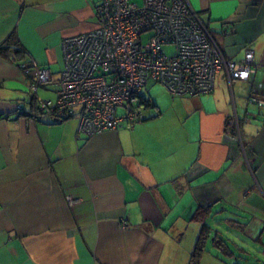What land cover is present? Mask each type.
Listing matches in <instances>:
<instances>
[{
  "label": "crops",
  "instance_id": "crops-1",
  "mask_svg": "<svg viewBox=\"0 0 264 264\" xmlns=\"http://www.w3.org/2000/svg\"><path fill=\"white\" fill-rule=\"evenodd\" d=\"M100 1L0 0V45L15 32L51 75L33 94L0 56V264H190L198 211L232 252L208 243L198 264H264V104L247 103L264 102V0H188L228 58L253 51L249 80L219 73L211 94L174 99L159 85L144 121L86 138L35 105L55 101L61 42L96 28Z\"/></svg>",
  "mask_w": 264,
  "mask_h": 264
},
{
  "label": "built area",
  "instance_id": "built-area-1",
  "mask_svg": "<svg viewBox=\"0 0 264 264\" xmlns=\"http://www.w3.org/2000/svg\"><path fill=\"white\" fill-rule=\"evenodd\" d=\"M94 15V30L61 42L63 68L55 101L37 100L35 105L38 116L54 122L75 119L86 138L141 122L139 94L148 81L174 99L212 93L219 73L230 89L255 73L253 51L246 50L239 61L228 58L188 0H142L141 5L101 0ZM231 32L229 25L222 26L221 35ZM22 68L33 94L51 82L45 68ZM248 104L264 102L250 98ZM68 202L80 201L69 197Z\"/></svg>",
  "mask_w": 264,
  "mask_h": 264
},
{
  "label": "trees",
  "instance_id": "trees-1",
  "mask_svg": "<svg viewBox=\"0 0 264 264\" xmlns=\"http://www.w3.org/2000/svg\"><path fill=\"white\" fill-rule=\"evenodd\" d=\"M0 56H3L5 58L8 57L7 59H11V61H14V62L16 61L17 62L16 63V66L20 70L23 69L22 66H24V65H27V67L28 66L30 67L33 64L31 62V60L27 57V54H26L25 50L20 45V42H19V40H18L15 32L10 33L9 36L0 45ZM25 57H27V59H25ZM44 86H42V87H44ZM214 89H215V85H214ZM183 97H188V96H183ZM139 99H140L139 100V106L141 107L143 113H144V111L146 109H149V108L153 107V104L151 103L150 98L148 96L141 95V92L139 94ZM249 99L247 100V103H248ZM35 110H36V108H35ZM145 119L146 118H145V114H144V119L142 121H144ZM136 124H138V123H136ZM227 125H228V128L229 129L233 130V125H234L233 124V121L227 123ZM238 127H239V123H238ZM125 128H127V127H125ZM127 129H132V128H127ZM230 133L232 135L236 134L235 133V130L231 131ZM205 213H206L205 211L204 212H199L198 211V212H196L193 215V218H192V219H194V220H196V221H198V222L201 223V229H200V233H199V235L197 237L196 244H195V246H194V248H193V250L191 252L190 264H198L199 259L201 258L202 253L204 251H206V249H207L206 246H207L208 243L211 244V245H215L217 247L218 246L221 247L222 250H220V251H221V253H223V255L225 254V255H228L229 256L232 253L231 252V247H230L231 245H230V243L226 239H223L221 237H217V238H213L212 239L210 237V234H211L210 228L204 223V221L206 220L205 217H204V214ZM236 264H238V263H236Z\"/></svg>",
  "mask_w": 264,
  "mask_h": 264
},
{
  "label": "rangeland",
  "instance_id": "rangeland-1",
  "mask_svg": "<svg viewBox=\"0 0 264 264\" xmlns=\"http://www.w3.org/2000/svg\"><path fill=\"white\" fill-rule=\"evenodd\" d=\"M214 37V36H213ZM147 39V36H143L142 37V42L146 41ZM167 53H171L172 49L171 48H168L167 50ZM53 87L55 88V85H53ZM155 87H158L159 88V85L153 83L152 81H148L146 86L143 87L141 89V95L143 96H148L149 95V91L152 90L153 88ZM146 111H144V114H145ZM121 113V112H119ZM231 211V210H230ZM241 222H246V221H241ZM208 223H210V220L208 221ZM250 223L251 225H254V223H256L254 220L250 219ZM211 224V223H210ZM250 228V227H249ZM260 232V231H259ZM233 233V232H232ZM234 234V233H233ZM259 234V233H258ZM259 244V243H258ZM254 244L251 243L250 241V246H253ZM260 245V244H259ZM259 250V251H258ZM258 250H255L254 252H252V255L255 256V257H259V258H262V255H264V240H262V243L260 246H258ZM258 251V252H257Z\"/></svg>",
  "mask_w": 264,
  "mask_h": 264
},
{
  "label": "bare ground",
  "instance_id": "bare-ground-1",
  "mask_svg": "<svg viewBox=\"0 0 264 264\" xmlns=\"http://www.w3.org/2000/svg\"><path fill=\"white\" fill-rule=\"evenodd\" d=\"M234 119H233V121H234ZM234 125H235V130H237L236 132L238 133L239 132L238 120H237V123H235V121H234Z\"/></svg>",
  "mask_w": 264,
  "mask_h": 264
}]
</instances>
